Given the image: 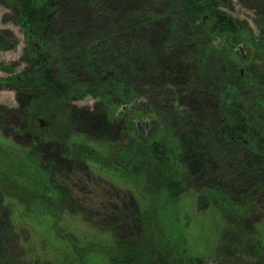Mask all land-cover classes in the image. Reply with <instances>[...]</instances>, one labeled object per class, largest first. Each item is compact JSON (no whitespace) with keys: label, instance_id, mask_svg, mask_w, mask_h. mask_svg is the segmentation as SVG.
I'll return each instance as SVG.
<instances>
[{"label":"trees","instance_id":"obj_1","mask_svg":"<svg viewBox=\"0 0 264 264\" xmlns=\"http://www.w3.org/2000/svg\"><path fill=\"white\" fill-rule=\"evenodd\" d=\"M77 1L0 0L26 60L0 78L17 102L0 124L19 114L37 138L25 159L0 152V200L18 199L0 206V264H264V0H238L255 29L230 0ZM87 97L98 141L73 133ZM74 167L82 183L93 168L131 185L140 203L92 197ZM31 214L50 249L25 238Z\"/></svg>","mask_w":264,"mask_h":264},{"label":"rangeland","instance_id":"obj_2","mask_svg":"<svg viewBox=\"0 0 264 264\" xmlns=\"http://www.w3.org/2000/svg\"><path fill=\"white\" fill-rule=\"evenodd\" d=\"M230 1H231V5H230V8L227 9V11L232 13L233 16H235L241 21L246 20L250 24V26L255 29V26L252 25L253 24L252 23V17H253L252 10L249 9L248 7L245 8L242 5H240L238 0H230ZM68 3L71 5H75L74 7L79 6V8L80 6L83 5L82 3L81 5L80 1L78 2L77 0H68ZM62 5L64 7L65 4H62ZM6 13H7V9L0 6V32L2 34L1 36L3 37V39H5V42H6L5 45L7 46L6 50L0 52V78L6 77L9 74L8 72H11V71L15 73L20 72L26 65V60L24 59L25 55L23 52L24 45H25L23 35L20 32L18 26L12 22V19L10 20L9 17H5ZM82 22L83 23L81 24H82L83 31L90 28V26L86 24L85 20H83ZM162 35H163L162 30L155 31L154 36H153L154 40H158V38L161 37ZM222 45L223 44L220 42V39H219V41H217V46L222 47ZM235 52L237 56L240 57L241 53L239 52V46L235 48ZM246 53L248 54V51H246ZM8 69H10V71ZM240 72L243 73V68H240ZM94 103H95L94 99L90 97H87L85 99L79 100L74 103L79 113L81 112L80 114L81 116L79 117V121L81 125L73 133L75 135L82 134L84 136L83 139L85 140L92 139L96 141L97 139L101 137V136H98L99 138H97L94 136V135H97V132L99 131L93 128L95 126L100 127L102 121H100L99 119L96 121L90 120V117L91 118L94 117V119H96V116H95L96 112L93 107ZM16 107H17V102H16L14 90L0 89V108H6V109L12 110V109H15ZM85 111L88 116L87 115L85 116ZM86 117L88 119H86ZM86 120L87 121L89 120V121L87 122ZM89 122L92 123V125L96 123V125H94V127L92 128L91 127L92 125ZM23 125L24 124H23L22 116H19V114L17 115L16 113H12L10 116H8V121L6 125L2 126L0 124V150L2 148L3 150L6 151V152L5 151H0V152L1 153L3 152L4 154L9 155L11 156V158L16 159V160L18 159L21 160L23 159V157L25 159L26 155L29 154V151H30L29 149L30 148L32 149V146H33L32 142L37 140V138L34 140V136L30 132H26L25 130H23ZM118 126L119 125L116 124V126L113 127V129H115L116 131L117 130L116 128ZM140 130L138 131L140 132ZM35 145H37V143ZM59 146L62 147L63 145L59 144ZM228 155L232 156V154H228ZM202 158L205 161L206 165H208L209 162L206 160V154L204 152H203ZM224 164L226 167L228 166L226 162ZM20 165H21V162H20ZM83 169L84 170L80 168H75L74 170L75 174L72 177H73V180L76 181L75 185L80 183L81 185L90 189V191L92 192L91 194L92 197H95V198L97 197L99 200L105 199L107 201L108 199L112 198L113 199L112 202H115V203H118L119 201L116 197L125 198L126 200L129 198L130 200H132L131 202L134 203L135 205H138L140 203V197L138 196V193L133 189L131 185L129 184L128 185L125 184L126 186L120 185L113 180L107 179L105 175H103L100 172L95 171L93 168L92 169L90 168L93 171V173L91 174L89 172L90 173L89 176L92 177V180L90 181L84 180L83 182L85 183H82L79 180V178L82 177L81 172L86 171L84 167ZM139 183H141V180L137 178V184ZM10 188L15 189L16 184L10 185ZM116 190L118 191L120 190V192L117 193ZM90 191H87V192H90ZM17 202H18V199L16 197H12V198L10 197L5 200H0V206L3 205L6 207L7 206L6 204L9 205V203H17ZM198 213H201L199 215L200 216L199 219L204 229L206 228L208 231L211 229L210 230L211 232L214 229H216L215 219L212 213H206V214H202L203 212H198ZM0 216H1L0 219L4 220V214L3 212H1V210H0ZM9 217L11 220H13V216H9ZM256 218H258V216H255V219ZM25 221H30V224H31V226L29 225L30 228L28 230V233L25 234V238L27 239V241L33 242L34 240L35 242L34 245L39 250L44 247L47 249H50V247L47 246V242H49V240L52 239V232L50 231L48 232L47 229L45 228L46 227L45 223L47 222L45 218L41 216L37 217L36 215H32V216H28L26 220H24L23 222ZM0 228H1V223H0ZM75 238L78 239V237L76 236ZM55 242L56 244H53L54 245L53 249L55 251H58L61 248L57 244L59 242V239L58 241H55Z\"/></svg>","mask_w":264,"mask_h":264},{"label":"water","instance_id":"obj_3","mask_svg":"<svg viewBox=\"0 0 264 264\" xmlns=\"http://www.w3.org/2000/svg\"><path fill=\"white\" fill-rule=\"evenodd\" d=\"M239 50L241 51V47H239Z\"/></svg>","mask_w":264,"mask_h":264}]
</instances>
